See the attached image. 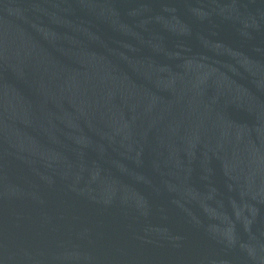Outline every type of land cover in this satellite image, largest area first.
<instances>
[{
  "label": "water",
  "instance_id": "water-1",
  "mask_svg": "<svg viewBox=\"0 0 264 264\" xmlns=\"http://www.w3.org/2000/svg\"><path fill=\"white\" fill-rule=\"evenodd\" d=\"M0 264H264V0H0Z\"/></svg>",
  "mask_w": 264,
  "mask_h": 264
}]
</instances>
